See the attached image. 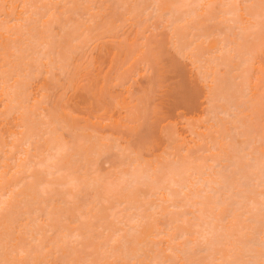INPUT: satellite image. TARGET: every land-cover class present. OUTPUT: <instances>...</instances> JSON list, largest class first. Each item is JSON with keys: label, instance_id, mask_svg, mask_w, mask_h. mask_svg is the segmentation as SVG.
I'll list each match as a JSON object with an SVG mask.
<instances>
[{"label": "rangeland", "instance_id": "obj_1", "mask_svg": "<svg viewBox=\"0 0 264 264\" xmlns=\"http://www.w3.org/2000/svg\"><path fill=\"white\" fill-rule=\"evenodd\" d=\"M253 157L264 0H0V264H264Z\"/></svg>", "mask_w": 264, "mask_h": 264}, {"label": "bare ground", "instance_id": "obj_2", "mask_svg": "<svg viewBox=\"0 0 264 264\" xmlns=\"http://www.w3.org/2000/svg\"><path fill=\"white\" fill-rule=\"evenodd\" d=\"M228 13L231 14L233 12L232 11H228ZM234 50H235V48H234ZM222 112L224 114H226V115L230 114L228 110H223ZM252 159H253V163H254L253 164V167L255 169H258V173L254 174L253 176H248L247 174H241L240 171H242V170L238 167V164H237L236 161H234L229 166V168L236 167V168L239 169L238 172H237L238 177H237V180H236L238 183H240V184H242V183L251 184L252 181H253V182H255V185H256L255 187H264V169H263L264 162H262L258 158H254V157ZM220 177H222L221 174H220ZM138 178H137L136 175H134L133 176V179H132V183L133 182L134 183L139 182L140 180ZM199 182H201L204 185H206V187L208 188V190H210V191H212L214 193V195L216 197V200H217V201L215 200L216 202L215 201L214 202H215V204L216 203L218 204L217 205L218 208L221 207V206H223V205H225L226 202L229 199L233 198V197H238V200H237V202L235 201L236 203L234 202L236 206H234L233 209H231L232 213L236 212V210H240L239 208L243 206V202L245 201V195L241 194V192L234 191V193L236 192L234 195H230L226 199H225V197L224 198H221L222 195H223V191L227 190V185H228L224 180H222V182H220V181L214 180L212 178L211 179H206V180H204V179L203 180L202 179H198L196 183H199ZM196 183H194V184H196ZM213 183L217 184L218 185V188H215V187L211 186V184H213ZM229 186H232V185L230 184ZM181 187L183 188V190H189L190 189V183H185V184L181 185ZM169 193H170L171 197L174 198V195L175 194H173L172 191H169ZM260 196H262V194H260ZM193 198H195V199L190 200L189 205L192 206L193 208H196V211L199 213V215H196V217H195L196 218V221L193 222L192 225L195 226L196 229L200 230V232L203 233V236H206V235H213L214 236V242L210 243L209 245L205 246L202 249L203 251H206V252H211V251L214 252L215 251V247L217 245H221L222 244V241L221 240H223V238L222 239L219 238L220 235L218 236V229H216L213 226L212 220H214L216 218L212 214L211 215H207L203 211L204 210V207H205L204 206L205 200L203 202V199L205 198V194L204 195L195 194ZM234 203H233V205H234ZM249 203H251V205L254 204V210L255 211H254V213L251 216L248 217V220H250L251 222L255 223V225H256L257 222L260 221L259 214H260V212L262 210L258 207L259 202H256L255 199H250L249 200ZM198 206H200V207H198ZM190 213H192V212H190ZM249 213H250L249 210L245 212V214H249ZM263 227H264V223H263ZM263 227L261 228L262 230H260L259 234L261 233L264 236V228ZM249 228H250L249 230L255 229V227H253V226H250ZM184 233H186V232H184ZM184 233H182L181 235L184 236L185 235ZM224 242H226V241L224 240ZM249 243H251V244L252 243H255V244L258 243V245H262V247L264 249V239L263 238L262 239H259L258 238L257 241L250 240ZM189 250H191V249H189ZM189 250L187 249V251H189ZM183 251H185V250H183ZM247 251L250 252V249L248 247L246 249V252ZM184 254L186 255L187 253L185 252ZM211 255H212V253H211ZM187 256H188V254H187ZM263 258H264V256H263ZM259 259H261V258L259 257ZM257 263H258L257 257H256V259L254 258L252 261L250 260V264H257Z\"/></svg>", "mask_w": 264, "mask_h": 264}, {"label": "snow or ice", "instance_id": "obj_3", "mask_svg": "<svg viewBox=\"0 0 264 264\" xmlns=\"http://www.w3.org/2000/svg\"><path fill=\"white\" fill-rule=\"evenodd\" d=\"M152 7H153V8H155V7H158V6H156V5H153Z\"/></svg>", "mask_w": 264, "mask_h": 264}]
</instances>
